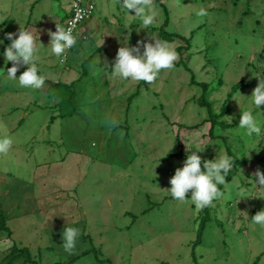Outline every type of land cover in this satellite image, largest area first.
I'll return each instance as SVG.
<instances>
[{
  "label": "rangeland",
  "instance_id": "1",
  "mask_svg": "<svg viewBox=\"0 0 264 264\" xmlns=\"http://www.w3.org/2000/svg\"><path fill=\"white\" fill-rule=\"evenodd\" d=\"M95 1L88 39L57 58L44 46L72 0H0V37L33 31L45 76L42 89L21 88L0 56V136L13 140L0 154V216L9 229L0 231V264H264V227L249 222L264 210L251 182L264 171V139L246 141L238 128L242 110L259 111L247 96L264 71V0H161L166 29L188 41L162 37L166 13L156 0L150 29L127 18L119 0ZM201 7L207 16L196 15ZM129 30L133 46L151 32L173 43L175 67L152 84L114 79ZM65 111L74 114L60 117ZM194 147H205L204 159L218 149L237 158L224 197L202 210L167 190ZM240 188L257 197L240 199ZM67 226L81 233L72 254L61 245Z\"/></svg>",
  "mask_w": 264,
  "mask_h": 264
},
{
  "label": "clouds",
  "instance_id": "2",
  "mask_svg": "<svg viewBox=\"0 0 264 264\" xmlns=\"http://www.w3.org/2000/svg\"><path fill=\"white\" fill-rule=\"evenodd\" d=\"M119 4L127 18L140 20V28L150 29L156 23L158 14L153 0H119ZM196 15L207 16V9L199 8ZM74 27V24L68 27L56 24V31L48 32L49 44L45 47L41 41L40 43L48 49L50 55L61 58L77 44V37L73 34ZM120 35H123V31ZM5 40L10 41V44L4 48L3 52H0V56L4 58L5 64L12 63V67L6 70L7 80L17 82L21 88L42 89L45 85V76L40 73L37 66L39 49L33 31L21 27L18 34L8 32L0 37V45H3ZM130 40L131 30L120 40L121 46L114 58V67L111 69L114 79L152 84L162 70L175 67L179 53L173 43L159 39L154 32H151L149 40L138 41L134 46L130 44ZM96 62L100 65L99 55ZM21 67H26V70L17 76ZM254 76L258 77L259 82L252 94L247 97H250L251 104L259 111L254 114L252 109H241L242 117L238 123L240 134L246 141L264 139V112L260 109V106L264 105V71H258ZM12 145L13 140L10 136H0V154H7ZM204 150L205 147H194L188 150L183 166L175 170V174L170 178L171 187L167 189L174 200L194 205L197 210L209 207L214 201L224 197V191L220 186L227 187L229 183L226 178L236 164V158L221 154L219 149L216 158L204 159L198 154ZM254 176L255 179L251 181L254 191L262 194L259 197L264 198V171L257 169ZM246 192H248L247 188H240V199L257 197L255 194L246 196ZM249 222L264 227V210L258 211ZM80 235L78 227L64 228L61 245L65 252L69 254L74 252Z\"/></svg>",
  "mask_w": 264,
  "mask_h": 264
},
{
  "label": "trees",
  "instance_id": "3",
  "mask_svg": "<svg viewBox=\"0 0 264 264\" xmlns=\"http://www.w3.org/2000/svg\"><path fill=\"white\" fill-rule=\"evenodd\" d=\"M156 2L157 3H159V4H161V6L164 8V10H165V13H166V20H165V22H164V25L161 27V29H160V34L162 35V37L164 38V39H174V38H181V39H184V40H189V39H187L186 37H183L182 35H180V34H178V33H173V32H169L167 29H166V26H168L169 25V22H170V15H169V10H168V8H167V6L161 1V0H156ZM85 33L88 35V31L86 30L85 31ZM77 44H79V42L77 43ZM77 46V45H76ZM75 46V47H76ZM186 69L187 70H189V71H191V72H193L188 66H186ZM192 82L193 83H199L203 88H204V92H206V90H207V84L206 83H204V82H197L196 81V79H195V74H193V76H192ZM57 85V84H56ZM73 85V83L70 85V86H72ZM74 91L72 92V97L69 99V102L70 103H72V106H73V108H76V104L74 103V102H72L73 101V95H74ZM202 104L203 105H206L210 110H212V106H211V104L208 102V101H202ZM211 113H212V111H211ZM74 113H73V111H65V112H63V113H61L60 114V117H62V118H66V117H68V116H72ZM56 119V117L55 116H52L51 117V122H54V120ZM213 128H214V124L212 125V129H211V132H213ZM230 150V149H229ZM230 155L232 156V157H234V158H236L235 157V155L232 153V152H230ZM236 161H237V158H236ZM245 163L247 164V161H245ZM223 185H221L220 186V188H223L222 187ZM5 221H6V218H5V216L3 215V214H1V216H0V231H3V230H9L8 229V227H7V225H6V223H5ZM25 250V252H26V254L28 255V257H27V260L28 261H31V258H30V255H29V250L28 249H24ZM91 251L90 250H88V251H86L83 255H87V254H89ZM83 255H81V256H83ZM193 255H194V259H195V261H197V258H196V254H195V252L193 253ZM80 257V256H79ZM79 257H77V258H79ZM108 262H110V260L108 259ZM112 264V263H111ZM197 264H198V262H197Z\"/></svg>",
  "mask_w": 264,
  "mask_h": 264
},
{
  "label": "built area",
  "instance_id": "4",
  "mask_svg": "<svg viewBox=\"0 0 264 264\" xmlns=\"http://www.w3.org/2000/svg\"><path fill=\"white\" fill-rule=\"evenodd\" d=\"M96 9L95 0H72L69 15L66 18L64 27H68L72 24L75 25L73 34L77 37V43L84 39H88V35L85 33V26L94 17ZM73 48L69 49L67 52L71 51Z\"/></svg>",
  "mask_w": 264,
  "mask_h": 264
},
{
  "label": "crops",
  "instance_id": "5",
  "mask_svg": "<svg viewBox=\"0 0 264 264\" xmlns=\"http://www.w3.org/2000/svg\"><path fill=\"white\" fill-rule=\"evenodd\" d=\"M67 16H68V14H67ZM88 23H89V22H88ZM88 23H87V24H88Z\"/></svg>",
  "mask_w": 264,
  "mask_h": 264
}]
</instances>
